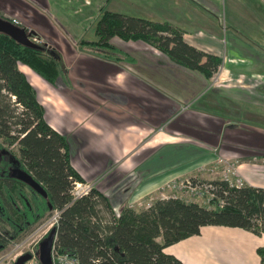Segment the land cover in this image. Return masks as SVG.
<instances>
[{
	"label": "crops",
	"instance_id": "obj_1",
	"mask_svg": "<svg viewBox=\"0 0 264 264\" xmlns=\"http://www.w3.org/2000/svg\"><path fill=\"white\" fill-rule=\"evenodd\" d=\"M110 1L0 0V16L14 18L34 36L47 32L56 38L60 46L56 52L64 65L69 60L65 66L69 87L49 85L61 94L70 91V116L55 127L62 131L70 125L82 139L77 155L71 157L75 169L85 181L95 183L115 213L123 204L155 192L160 178L173 173L175 165L181 163L177 173L185 172L191 159L193 164L206 158L227 159L244 182L264 188V129L252 128L248 119H264V24L262 30L252 25L261 32L256 41V47L263 49L259 51L234 26H226L222 34L205 24L211 21L208 9L220 11L217 0H159V9L157 3L152 5L149 20L174 24L188 44L221 59L220 84L211 86L201 73L174 63L141 40L117 36L109 40L127 56L122 60L114 59L118 53L107 57L88 51L69 53V41L96 39L95 34L86 37L87 29ZM20 70L38 96L48 93L38 75L26 66ZM88 114L90 123L83 122ZM259 246H264V233L204 225L199 234L166 246L164 252L184 264H260Z\"/></svg>",
	"mask_w": 264,
	"mask_h": 264
},
{
	"label": "trees",
	"instance_id": "obj_2",
	"mask_svg": "<svg viewBox=\"0 0 264 264\" xmlns=\"http://www.w3.org/2000/svg\"><path fill=\"white\" fill-rule=\"evenodd\" d=\"M94 34L95 40H80L79 46L106 57L118 53L116 60L127 56L109 43L115 36L141 40L206 79L221 63L218 56L188 44L184 32L168 21L103 10L94 23ZM35 43V48H29L0 33V231L7 232L10 240L20 239L54 209L61 210L59 250L75 256L79 264H184L164 248L199 234L204 225L264 233V188L244 181L237 186L220 177L210 180L215 190L208 204L158 196L147 207L123 204L115 213L96 187L73 199V183L85 180L71 163L65 135L45 119L37 89L20 66L52 86L67 69L58 52ZM13 167L29 173L47 196L11 177ZM7 244L0 238V252ZM256 252L264 264V246Z\"/></svg>",
	"mask_w": 264,
	"mask_h": 264
},
{
	"label": "rangeland",
	"instance_id": "obj_3",
	"mask_svg": "<svg viewBox=\"0 0 264 264\" xmlns=\"http://www.w3.org/2000/svg\"><path fill=\"white\" fill-rule=\"evenodd\" d=\"M190 3L194 4L191 1ZM155 4H156V7L159 9L162 5V2L160 3L159 0H150V1L149 0H111L109 5L107 6V9L114 11V12L123 13L126 15L151 19L153 15L152 12L155 10V7H153ZM215 5L219 6L220 11L216 12L215 9L213 8L208 9V13H209V16L211 17V21L206 22L205 24H207L208 26H211L212 28H219V30L222 31V34L226 26L228 28H230V26H234L235 28L239 30V32H237L238 34H241L242 36L248 38L245 41H247L250 47H252L255 50L258 49L259 51L263 50V49L260 50L259 48L256 47V41L261 39L260 37L261 32H258L256 29H253L252 25L253 27L257 26L260 30H262V23L264 24V0H217L215 1ZM163 7L166 11L167 10L171 11L169 10L167 4L163 5ZM194 8L198 9L196 5ZM172 11L170 13H172ZM95 22L96 20L88 27L86 37L88 35H90V37L91 36L94 37V23ZM226 32L229 33L230 30L225 31V33ZM232 34H234V32H232ZM36 37L40 39V41H38L37 43H42V44L46 43L48 48L54 49L55 51H59L60 46L57 45L54 40L56 38H54L47 32H41L40 34L36 32ZM69 43H70V46L66 47V50L68 52L69 51H80V52L87 51L85 49H82L79 46V42L76 40L69 41ZM68 52L65 51V53L67 54ZM67 54H65L66 58L68 57ZM92 54L98 55L96 53H92ZM67 63L69 64V60L67 61ZM68 64L65 66H68ZM66 69L68 70V67ZM250 77H251V74H250ZM256 78L262 79L261 76L259 75H257ZM209 79H210L211 86L220 84L219 81H217L216 83H212L213 76ZM44 82L45 81H43L41 85L46 87V90H48V93L44 94V91H43L41 95L39 94L38 99L41 102V104L45 106V108L47 109L48 117H50L49 115H51L49 119H47V115H46L45 119L49 120L47 122L52 128H54L55 130L59 132H63V134L66 137L67 143L69 145L70 156L75 157L78 153V150H80V147H81V141H82L81 137L77 136L76 133L72 132L73 127L72 126L70 127V125H66L67 127L63 128L62 131L59 130L57 127H55V124H58V123L63 125L64 120L68 119V117L70 116L71 105H72L71 98H70L71 97L70 91L66 90L68 94H61L59 91H56L49 84H47L46 82L44 83ZM68 83H69V78L67 77V71H66L64 75L58 78L56 85L59 87H64V86L69 87ZM82 102L86 103V100L83 99ZM80 113H83L86 115L85 111L80 110ZM247 114L248 113H246V115ZM90 115L91 114H88L86 117L81 118V119H84L83 122L88 121V119L90 118ZM248 119H250L252 123L254 124L252 125V128L256 129L257 127H260L264 129V119L254 118L251 116H248ZM88 122L90 123V121ZM246 124L248 125L246 126V130H247L249 129V125L251 124L249 122ZM192 161L193 159L190 160L191 165L187 168L185 172H179V173L176 172L177 171L176 169L179 170L180 168L179 165L181 163H179L178 165L174 166L176 167V169H173L174 170L173 173L167 174L163 178H160L159 183L161 184L157 186L158 189L155 190V192H153L151 195H148L151 197L145 196L143 199L131 201L128 205H130L133 208L140 209L145 206L144 204L145 199L151 200V199H154L155 197L161 196L162 195L161 192H163L165 196L174 195V196L184 198L185 200H188V201H195L201 204H207L208 201L206 197L197 195V194L193 195L192 193L188 191H186L187 193L181 192L176 187L175 188L173 187L174 184L177 185L180 182L183 183V181L186 179H192L195 182L196 181L207 182L215 178H219V177L224 178V176L221 175L222 168L220 166H217L215 163H213L214 161H216L215 159L206 158L196 164H193L194 162ZM224 161L229 162L231 164V162L227 159H224ZM222 164H224V162ZM72 165H74V162ZM213 167L217 168L215 173L210 172V169ZM228 177L230 178V180L234 181L239 176L236 173V175L229 174ZM119 181H122V180H119ZM87 182L89 181H84L83 183H87ZM89 183H92V182H89ZM185 193L186 195H183ZM1 232H3L4 234L7 233L3 230L0 231V234ZM9 248H10V244L9 246H6V248L0 252V264H7V261L10 260V258L6 257V253L9 251Z\"/></svg>",
	"mask_w": 264,
	"mask_h": 264
},
{
	"label": "built area",
	"instance_id": "obj_4",
	"mask_svg": "<svg viewBox=\"0 0 264 264\" xmlns=\"http://www.w3.org/2000/svg\"><path fill=\"white\" fill-rule=\"evenodd\" d=\"M11 22L14 24H17V21L13 18L10 19ZM33 42L40 41L36 36H31L30 38ZM220 72L219 66L217 70L213 74V82L216 83L219 81L220 78ZM251 77H257L255 74H251ZM220 82V81H219ZM224 162V164H222ZM217 166H220L222 168L221 175L224 176L223 179L227 180L228 182H233V180H230L228 177L229 174L236 175V170L232 164L229 162L224 161L223 159H217L214 162ZM217 170L216 167H213L210 169L211 173H215ZM235 184L237 186H241L243 184V180L239 177H237L234 180ZM95 187V183H83V182H74L73 188L71 190V194L73 196V199L80 198L84 195H87L91 192L92 188ZM173 187L179 189L181 192H190L193 195H201L207 198V204L209 203L210 198L214 196L213 191L215 190V186L207 182H199L194 181L192 179H186L179 184H174ZM187 193V192H186ZM183 194V195H186ZM162 197H178L174 195L165 196L163 192H161ZM181 198V197H180ZM184 199V198H183ZM150 201L148 200L145 202V207L150 205ZM188 201V200H187ZM130 206V205H129ZM131 207V206H130ZM61 210L54 209L51 211L50 214L46 215L44 218H42L37 224H35L26 234H24L20 239L18 240H9L8 245L10 244L9 251L6 253V257L10 258V260L7 261V264H14L16 260L23 256V255H29V258L23 262V264H41L40 260L38 258V251H39V245L43 241V239L48 236V234L54 230L53 238L50 244V259L51 264H79L78 259L66 252H61L59 250V246L57 244V227L59 224V218H60Z\"/></svg>",
	"mask_w": 264,
	"mask_h": 264
},
{
	"label": "water",
	"instance_id": "obj_5",
	"mask_svg": "<svg viewBox=\"0 0 264 264\" xmlns=\"http://www.w3.org/2000/svg\"><path fill=\"white\" fill-rule=\"evenodd\" d=\"M0 33H4L8 35L13 40H15L16 42H18L23 46L29 48L36 47V43L30 39L31 35H34L31 31H27L25 30V28L18 26L13 22H11L10 20L5 19L1 16H0ZM11 175L17 180L28 185L31 189H33L43 197L47 196L45 190L41 187V185L37 181H35L33 177L26 171L19 168H14L12 169ZM53 234H54V230H52L39 245L38 258L41 264H51L49 249L53 238ZM28 258L29 255L27 254L23 255L19 257L14 264H23V262H25Z\"/></svg>",
	"mask_w": 264,
	"mask_h": 264
},
{
	"label": "flooded vegetation",
	"instance_id": "obj_6",
	"mask_svg": "<svg viewBox=\"0 0 264 264\" xmlns=\"http://www.w3.org/2000/svg\"><path fill=\"white\" fill-rule=\"evenodd\" d=\"M14 168H17V167H13V168L10 169V176H11V177H12V175H11V173H12V169H14ZM13 178H14V177H13ZM15 179H16V178H15ZM26 223L28 224L29 221L26 222ZM6 234H7V233H6ZM6 234H4L3 232H1V234H0V238L3 239V240H5L6 242H9L10 238L7 237ZM7 245H8V244H7Z\"/></svg>",
	"mask_w": 264,
	"mask_h": 264
}]
</instances>
